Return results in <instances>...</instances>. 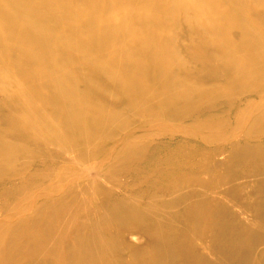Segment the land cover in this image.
Segmentation results:
<instances>
[{
    "label": "rangeland",
    "instance_id": "rangeland-1",
    "mask_svg": "<svg viewBox=\"0 0 264 264\" xmlns=\"http://www.w3.org/2000/svg\"><path fill=\"white\" fill-rule=\"evenodd\" d=\"M180 1L158 0L152 18L103 10L163 24L155 44L180 61L166 77L171 87H159L140 58L144 93L122 90L98 71L107 59L69 41V75L92 88L77 81L75 89L105 120L90 137L69 114L51 55L25 40L49 66L45 90L29 87L10 59L12 35L25 37L12 31L17 18L56 27L53 17L87 10L6 1L14 10H0V264H74L81 255L87 264H264V9L213 0L222 23L212 26L191 7L202 0ZM59 104L65 111L53 112Z\"/></svg>",
    "mask_w": 264,
    "mask_h": 264
},
{
    "label": "bare ground",
    "instance_id": "bare-ground-1",
    "mask_svg": "<svg viewBox=\"0 0 264 264\" xmlns=\"http://www.w3.org/2000/svg\"><path fill=\"white\" fill-rule=\"evenodd\" d=\"M6 1H9V0H0V10H3L4 7H6L5 9H7L6 12L8 13V10H14V8H13L14 4L11 7L10 6L11 4H8V2H6ZM28 1H29V4H27V7H28V5H30L29 8H31V6H32L33 8H39V10H41L40 8L49 10V8L54 7V8H59L61 10L66 11V8L69 6L71 7L72 4H74V5L77 4L76 6H80V8L81 7L84 8V11L87 10L86 11L87 14L85 13L83 15L81 13H80L81 15H76L77 11L76 12L74 11L75 15H76L75 17L73 15H70V14L69 15L71 17L68 15H64V14H62V16L53 17L51 22H53V24L56 23V27H52L48 21H46V22H42V20H40V21L36 20L35 21V19L37 17L33 18L34 20H25L24 18H21L19 16L20 15V13H19L18 16L22 20H20V19L18 20V18H17L16 19L17 21H16L14 19L16 22H15V24H14V22H12V25L14 24L15 27H13V26L12 27L15 29H12V31L13 30L17 31L16 29L19 28L22 31L21 33L25 34V37L20 38V37L12 35L13 37H11V39L14 41L15 47H14L12 52H10V51L9 52H10V59H11L13 66L15 65L18 68V69H16L17 72L21 71V73L23 75L22 76L23 79L26 75L27 78L25 77L26 78V81L24 80L25 83L29 84V87L33 88V86L35 85L34 84V82H35L36 84L41 86V90H42V88L45 87L46 84L49 85V83L51 81L50 80L51 74L49 76V73L47 70L49 68V66L46 68L45 60L43 59L44 56L42 57L38 53V51L37 52L32 51L31 47L29 48L26 45L25 40H27L28 42L33 41V43H38L39 48H40L42 53H44L45 55L49 54L53 57L54 63H55L54 66L57 69L58 73L61 75L60 79H59L61 84H62L61 86H63L64 89L66 91H68V95L66 96L67 99H65V100H66V105L69 108V114L72 118H74L73 121L78 123L79 129H81L84 133H88V135L86 134L88 137H90L89 135L96 136L102 130L103 131L106 130V129H104L105 128V123H104L105 120L103 121V117L101 114L102 111L100 110V107L97 106L98 104L96 106H94L93 102H90V100L88 99L89 96L87 94H86V96H84L83 94L79 93V91H77L75 89L77 81H82L83 83H86V81L83 79L82 80L73 79L72 76L69 75V71L72 70L71 68L73 65H71V63H70V65L68 64L65 55H67L66 50L68 48V43L70 40L77 41V42L78 41L79 42H83V41L87 42L89 44V48H88L89 56H99V57L102 56L103 58L107 59L105 62H103L100 65V68L98 71L99 72H106V73L109 72L113 78V81L117 84V86L119 85L120 87H122L121 88L122 90L125 89V91H127L126 89L128 88V91H132V92L133 91H140L142 88V85L145 83L146 80L144 81V78L142 79V76H140L141 73H139L140 69H141L140 68L141 64H139L141 61V60L139 61L140 58H144V61L142 63L143 64L142 67L145 66L147 68V70L149 69L151 71V74L153 75V77L156 80L159 87H163V88H165L164 86L171 87L170 85H168L166 83V77H167V75L171 74V67L176 66L174 63L175 62L179 63L180 61L177 62V60H178V59L176 60L177 57L173 58L176 55L173 56V54H172L173 51L170 48V46H160V45L155 44L157 41H159V38H160L159 36L161 33V29L163 27V24L157 20L153 21V22H149L147 18L146 19L144 18L143 20L135 21V20L131 19L132 17L130 16V12H133V13L138 12L139 14H142L143 17L150 16V18H152L156 14V13L153 14V12H156V10L159 6L158 0H125L124 5H122V3H120L121 2L120 0H109V1H107V0H28ZM234 1L240 7H246L247 5L245 6L244 3L245 2L247 3L248 1H252L253 3H256L261 8L264 9V0H234ZM181 2L183 4L185 3V1L183 2V0L180 1V3ZM15 3L19 4L18 1ZM109 4L114 5V7H116L117 10L122 9L123 11L129 12L127 14L131 18H128V16H127L128 19L123 17L124 15L126 16L125 13H123L124 15H121L125 19H123L121 16H117L118 12L116 10H115L117 13L116 18H110L109 17L110 15L108 17H106V15H105V17H104L103 12L106 11L105 7L106 8L109 7L108 6ZM19 6L21 7V4H19ZM8 7H9V9H8ZM186 7H187V4H186ZM191 7H193L194 10H198V12L200 11L205 16H207L206 19H208V21L210 20V24L212 26L213 25L218 26L222 23V22L221 23L219 22L220 24H217L219 21V18H221V17H219L218 13L215 10L216 7H215V4L213 3V0H208V1L202 0V2H198V3L193 1L191 4ZM29 8H26V9H29ZM33 8H31V9L35 10ZM73 8H75V7H73ZM5 9H4V11H5ZM245 9H247V8H245ZM48 10H47V14H48ZM51 10L52 9H50L49 11H51ZM168 10H169V8H168ZM23 11H25V10L23 9ZM35 11H37V10H35ZM169 11H168V13H169ZM54 12L52 11V13H54ZM68 12H66V13H68ZM80 12H82V11H80ZM119 12H122V11H119ZM12 13H13V11L11 13H9L8 15H10ZM27 13H29V12H27ZM104 13L107 14L106 12H104ZM4 14H6V13H4ZM4 14L0 13L1 16L6 17L7 15L5 16ZM149 14H151L152 17ZM162 14H164V13H162ZM165 14H167V11ZM169 14H167V15H169ZM12 15H10L9 17H11ZM167 15H164L163 17H165ZM26 16H27V14H26ZM47 17H49V15ZM47 17H45V18H47ZM134 17H136V15ZM25 18H27V17H25ZM70 18H72L73 20H71ZM43 19H44V16H43ZM155 19H157V18L155 17ZM151 20H154V18ZM67 21L70 24L71 23L72 24L68 25ZM7 22H9V21H7ZM213 23H216V25ZM74 26H76V29L74 28ZM223 27H225V26H223ZM0 35H1V33H0ZM246 35H247V33H246ZM9 36H11V35H9ZM2 37H4V36H2ZM2 37H0V42H2L1 41ZM7 38L10 39V37H7ZM9 39H8V41H11ZM2 40L5 41L7 39H5V37H4ZM128 42L132 43L131 47H129L127 45ZM0 44H3V43H0ZM2 48H0V49H2ZM8 48H9V46H8ZM37 48H38V45H37ZM39 48H38V50H39ZM3 50H5V49H3ZM4 53H6V52H4ZM138 54H140V56H137ZM49 55H47V56H49ZM3 57H4V55H3ZM96 60L94 59L95 62H96ZM115 60L117 62H115ZM177 65H179V64H177ZM51 66H53V65H51ZM94 66H95V64H94ZM94 66L93 65L90 66L91 69H95ZM142 70L144 71L143 68H142ZM142 70H141V72H142ZM88 76H90V75H88ZM95 76H96V74H95ZM98 77H100V76H98ZM109 77H110V75H109ZM94 81L95 80L93 78V82ZM88 83H86L87 86L90 87V89H92ZM91 83H92V81H91ZM53 85H50V90H51V87ZM55 87H54V89H57V87L56 88ZM146 87H145V89H146ZM159 87H158V89H159ZM148 88L150 89V87H148ZM155 88L156 87L154 86L152 92L157 91ZM35 89H37V88H35ZM52 89H53V87H52ZM44 90H45V88H44ZM141 91H143V90H141ZM150 91L151 90H149V93H152ZM36 92L37 91H35V93ZM38 92H40V91H38ZM48 92H46V93H48ZM55 92H57V91H55ZM55 92H53V93H55ZM33 93H34V91H33ZM128 93H130V92H128ZM143 93H144V91H143ZM147 93H148V91H147ZM147 93H145V94H147ZM48 94H50V93H48ZM57 95H58V93H56V95H54V96L55 97L61 96V95H58V96ZM141 95H142V93H141ZM45 96H47V95H45ZM134 96H137V94L136 95L134 94ZM51 97H52V95H51ZM39 98L41 99V97H39ZM169 98H170L169 100L171 102L176 101V99L174 98V94H170ZM46 99H47V97H46ZM59 99H61V98H59ZM148 99H149V97H148ZM49 100H50V98H48V102H49ZM55 100L57 101L58 99L55 98ZM51 101L49 103H51ZM52 102H55V101L53 100ZM45 103H46V100H45ZM63 103L61 105H63ZM49 105H50V107H52L51 104H49ZM61 105L60 104L55 105V106L53 105L54 106L53 112H56V113L59 112V110L61 109L60 107H63ZM60 111H62V109ZM64 111L65 110H63L62 112H64ZM66 111H68V110H66ZM103 115H104V113H103ZM58 118L60 119L61 116L60 117L58 116ZM64 118H66V117H64ZM105 118H108V120L106 119V122L108 121V123L110 125L109 117L105 116ZM112 118H114V117H112ZM56 120H58V119L56 118ZM64 122H62V123L64 124ZM72 122H71V124H72ZM66 123H68V122H66ZM68 124H70V123H68ZM70 126H72V125H70ZM70 126H69V128H71ZM64 127L67 128L66 126H64ZM72 127H74V126H72ZM71 135H72V130H71ZM75 135H77V134H75ZM77 137H78V135H77ZM79 137H80V135H79ZM84 137H85V135L83 136V138ZM80 138H82V137H80ZM92 138H90V139H92ZM65 255H67V254H65ZM72 259L73 258H71V260ZM73 260L75 262L74 264H87L86 263V257L84 255H81V257L76 256V258ZM93 260L94 259H92V261ZM72 264H73V262H72Z\"/></svg>",
    "mask_w": 264,
    "mask_h": 264
}]
</instances>
